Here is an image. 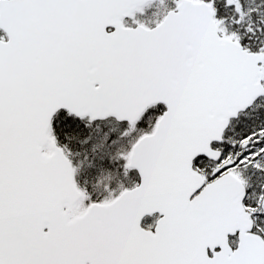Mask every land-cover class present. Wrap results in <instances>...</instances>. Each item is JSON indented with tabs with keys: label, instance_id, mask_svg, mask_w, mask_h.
<instances>
[{
	"label": "snow or ice",
	"instance_id": "6c2138e0",
	"mask_svg": "<svg viewBox=\"0 0 264 264\" xmlns=\"http://www.w3.org/2000/svg\"><path fill=\"white\" fill-rule=\"evenodd\" d=\"M0 264H264V0H0Z\"/></svg>",
	"mask_w": 264,
	"mask_h": 264
}]
</instances>
